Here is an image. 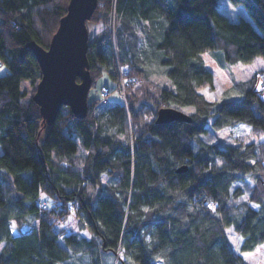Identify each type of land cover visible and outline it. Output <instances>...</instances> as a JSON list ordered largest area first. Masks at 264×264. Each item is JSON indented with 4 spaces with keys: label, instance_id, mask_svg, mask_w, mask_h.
<instances>
[{
    "label": "trees",
    "instance_id": "1",
    "mask_svg": "<svg viewBox=\"0 0 264 264\" xmlns=\"http://www.w3.org/2000/svg\"><path fill=\"white\" fill-rule=\"evenodd\" d=\"M68 1L0 0V264H249L243 254L264 247V73L239 82L240 98L200 91L214 87L205 53L230 65L264 60V0H228L248 14L236 21L219 0H98L90 20L114 16L118 27L88 41L91 89L102 71L116 79L118 33L138 86L126 106L88 94L84 119L64 108L47 125L26 44L48 47ZM154 65L171 87L151 81ZM168 107L190 121L157 124ZM69 214L77 233L60 227ZM12 222L28 232L12 235Z\"/></svg>",
    "mask_w": 264,
    "mask_h": 264
},
{
    "label": "water",
    "instance_id": "2",
    "mask_svg": "<svg viewBox=\"0 0 264 264\" xmlns=\"http://www.w3.org/2000/svg\"><path fill=\"white\" fill-rule=\"evenodd\" d=\"M98 0H69L66 13L46 49L35 42L26 47L32 52L40 68V80L32 101L39 107L47 125H52L58 114L68 108L77 119L87 116L88 94L92 79L87 58L88 30ZM189 122L187 114L174 108L157 111L155 122Z\"/></svg>",
    "mask_w": 264,
    "mask_h": 264
},
{
    "label": "rangeland",
    "instance_id": "3",
    "mask_svg": "<svg viewBox=\"0 0 264 264\" xmlns=\"http://www.w3.org/2000/svg\"><path fill=\"white\" fill-rule=\"evenodd\" d=\"M220 2V12L226 14L232 21L239 20L241 17H245L248 19V14L242 7L233 6L229 3L228 0H219ZM111 23V21H110ZM116 25V24H115ZM113 26V20L111 23V27ZM118 25L116 26V28ZM109 24H105L101 20L99 21H93L90 20L87 23V30H88V41L94 40L96 38L101 37V39L104 37V32H109ZM126 38L118 33L117 36L111 40V53L113 58V64L114 69L116 71V79L112 80V78L108 75V72L102 71L101 76L97 79V82L95 83L94 87L89 91V97L92 100V98H97L99 102H120L118 99V95L116 93H111L107 98L102 97L99 94L100 85L103 83H108L111 85V82L115 81L120 83L124 80L132 79L134 81V85L132 84L130 87H127L128 89L131 87H137L138 83L136 84L135 78L132 76L126 77L128 66H133V55L131 46L127 43L128 40H125ZM105 38L103 39V42ZM105 44V43H104ZM94 47V46H93ZM94 49V48H93ZM92 49V51H93ZM205 66L212 71L213 74V90H209L207 87L201 90L200 92L204 95V97L211 102L218 101L221 97L223 99L227 100V98L230 97H242V93L239 87V82L246 81L248 79L252 78V74L254 72H263L264 73V60L258 58L256 59L252 64L244 65V64H235L230 65L227 62H225L222 52L220 51H212L211 53H205L203 55ZM138 59L142 58L141 52L138 50ZM127 61L126 65H121L122 61ZM150 63H155V57L152 59H148ZM136 61V60H135ZM138 64V65H137ZM145 64L146 59H145ZM137 66L141 65L140 63H136ZM143 69L149 70V66L142 67ZM151 70H154V72L148 71L149 77L151 81L155 82L157 85H160L161 87L169 88L171 87V84L165 74L163 73V68L161 67H154L151 68ZM6 73V69L3 64L0 63V75H3ZM262 73V76H263ZM118 74V75H117ZM119 75L122 79L119 78ZM126 77V78H124ZM262 82L263 78L259 77L256 81H253V86L257 91H261L262 88ZM28 85L26 84V87ZM133 90V89H132ZM127 91V90H126ZM97 96V97H96ZM262 96H264V91H262ZM127 103V102H126ZM188 113V112H187ZM226 131H222L219 133V135L224 136L223 134ZM205 137V136H204ZM213 138V137H212ZM211 138V139H212ZM223 138V137H222ZM218 139V138H217ZM215 141V140H213ZM243 141L245 143H249L252 141H255L252 134L246 135L243 137ZM60 227H63L66 229L67 233H77L78 232V226H77V220L74 217L73 214H69L67 218L65 219L64 223L60 224ZM28 228L26 225L22 226L21 228H18L15 224V222L11 223V233L12 235L16 236L17 232L16 230L22 229V231L28 232ZM226 233L229 235V238L232 242H235V233L232 231L231 228L226 229ZM79 235H82L84 237L90 238L91 234L85 230L82 232H79ZM3 244H0V249L2 248ZM120 257V254H119ZM246 260L249 264H264V247H260L256 252L246 257ZM107 261L109 264L114 263V260H111L110 258H107Z\"/></svg>",
    "mask_w": 264,
    "mask_h": 264
},
{
    "label": "built area",
    "instance_id": "4",
    "mask_svg": "<svg viewBox=\"0 0 264 264\" xmlns=\"http://www.w3.org/2000/svg\"><path fill=\"white\" fill-rule=\"evenodd\" d=\"M113 20V26L111 27V23ZM111 23L109 24L110 28V32H114V29L116 27V21L114 19V16H112L111 18ZM118 75V74H117ZM119 78H121V76L119 75ZM126 78V77H124ZM134 83V81H132V79H127L124 80L123 82L121 81L120 83L118 82H113L111 85H109L108 83H105L104 85L100 86V90H99V94L102 97L107 98V96H109L111 93H116L118 95V99L120 100V102L122 103V105L126 106V89L127 87H130L132 84ZM15 232H17V235L24 233L22 231V229L16 230Z\"/></svg>",
    "mask_w": 264,
    "mask_h": 264
},
{
    "label": "crops",
    "instance_id": "5",
    "mask_svg": "<svg viewBox=\"0 0 264 264\" xmlns=\"http://www.w3.org/2000/svg\"><path fill=\"white\" fill-rule=\"evenodd\" d=\"M235 243H236V241H235ZM259 248H260V247H258L254 252H256ZM254 252H253V253H254ZM253 253H246V254H243V257L246 259L247 256H249V255H251V254H253ZM246 261H247V260H246Z\"/></svg>",
    "mask_w": 264,
    "mask_h": 264
}]
</instances>
